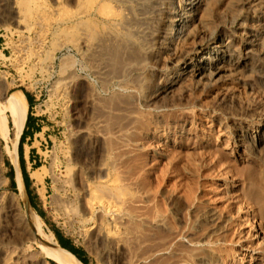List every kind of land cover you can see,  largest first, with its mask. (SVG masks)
Here are the masks:
<instances>
[{
	"label": "rangeland",
	"instance_id": "obj_1",
	"mask_svg": "<svg viewBox=\"0 0 264 264\" xmlns=\"http://www.w3.org/2000/svg\"><path fill=\"white\" fill-rule=\"evenodd\" d=\"M32 1L46 7L51 31L39 21L21 37L0 22V91L31 95L44 126L42 146L33 148L40 166L28 168L30 214L5 153L15 132L5 112L0 264H57L52 229L87 264H264V242L252 230L264 235V35L250 52L244 42L245 27L264 30V0H205L193 38L172 53L139 37L134 0ZM101 6L112 16L99 14ZM217 29L231 36L244 66L211 80L182 78L154 97L181 57L187 62ZM138 37L143 48L129 53ZM115 42L123 46L119 70L104 56ZM242 134L263 140L248 150ZM40 168L49 174L37 182L31 173Z\"/></svg>",
	"mask_w": 264,
	"mask_h": 264
},
{
	"label": "bare ground",
	"instance_id": "obj_2",
	"mask_svg": "<svg viewBox=\"0 0 264 264\" xmlns=\"http://www.w3.org/2000/svg\"><path fill=\"white\" fill-rule=\"evenodd\" d=\"M134 1L135 2H134L133 11H132V8L130 10L132 11L131 13H133L132 14L133 15V17H132L133 21L132 22L135 23L136 26L134 24L132 26L133 27L135 26L137 28L136 31L141 34L139 37L142 38V40L155 41L159 45V46L158 45L157 46L159 47V49L161 51H165L168 53L175 52V50L178 47V43H182V44H185L187 46L186 41L193 38L192 36L194 35V32H195V21H198L195 18H196L197 12H199L200 10L203 9L204 2H205V0H178L177 3H174V0H134ZM126 2H127V0H126ZM106 4H105V6H106ZM94 6H96V5H94ZM108 9H109V7H108ZM125 9H127V8H125ZM97 11L99 14H103L104 12L105 13L108 12V11H105V9L102 6L99 7L97 9ZM108 14L111 15L109 12H108ZM109 15H108V17H109ZM88 16H89V13H88ZM113 17H115V15H113ZM101 18H102V16H101ZM119 19H120V17L118 18V21H119ZM124 19L127 20V18H124ZM39 21H43V25H41L43 27H40L38 25L40 23ZM122 21H124V20H122ZM0 22L4 25L15 26V32L18 35H20L21 37H23L24 34L29 35L31 32H33L35 30V28L37 26H39L40 28H43L46 33L49 30L51 31V29H50L51 25L49 23V16L47 14L46 7L43 4L32 1V0H0ZM119 22H121V20ZM251 22H253V20ZM95 23H97V22L95 21ZM112 24H111V27H112ZM65 25L68 26V24H65ZM236 25L238 27L240 26V24H238V23H236ZM39 27H38V29L41 30ZM111 27H110V29H111ZM89 29H90V27H89ZM102 30H103V27H102ZM244 31H245V33H244L245 46L248 49V51L250 52L252 50L251 48L256 46L258 43L257 41L264 35V30L258 32V31H254L251 28L245 27ZM222 32H223L222 29H217L213 33H211L210 35L208 34V36H206V38H204L201 42H198L192 48L193 55L190 57V59L187 62H186V58H184L182 56L183 58L181 57V59L179 60L178 66L181 64L183 66L181 68H177V67L175 68L174 67V69L171 70L172 75L167 77L166 83L158 86L155 89V96L154 97H158L161 94L167 93L182 78L192 79L195 76L199 75L200 76L199 78H205V80L206 79L211 80L214 76H216L218 73H220L222 71L235 72L238 68H241V66L243 65V61H242L243 58L241 60L240 55H237L236 52L233 50L232 39H231L230 35L224 34L223 38L220 37L223 34ZM127 34H128V32H127ZM31 35H32V33H31ZM72 35L73 34H71V36ZM118 35H120V34H118ZM124 35H125V33H124ZM20 36H18V37H20ZM95 37L97 38V36H95ZM131 37H133V36H131ZM139 37L135 38V39H137L138 47L137 46H136V48L135 47H128L127 50L129 53H135V50L140 49V47L143 48L142 40H140ZM28 38H30V37H28ZM32 38H31V41H32ZM110 38H111V36H110ZM115 38H117V37H115ZM33 39H35V36ZM37 39H38V37H37ZM25 41H26V38H25ZM23 42H24V40L21 43L24 44ZM130 42L132 44L134 41L132 42V40H130ZM123 44H125V43H123ZM144 44H146V43H144ZM107 45L110 46L111 43L110 44L107 43ZM145 47H144V49H146ZM25 48H23L24 51H25ZM28 48H29V46H28ZM122 49H123V46H121L120 43L115 42L114 45L111 47V49H109V51H106V49H105L106 52L104 54V56L107 55V58H106L107 63L109 62L113 66V68H116L118 70H119V68H117V66L118 67L121 66V65L119 66V64L121 63L120 54L122 52ZM15 50H16V47H15ZM20 51H21V49H20ZM17 52L20 53L18 50H17ZM31 52L33 54L32 49H31ZM26 53H27V51L25 52V54ZM123 53H125V52H123ZM87 55H89V54H87ZM23 57H24V55H23ZM20 60L22 61L21 58H20ZM26 61H28V60H26ZM102 63H104V62L102 61ZM21 64H23V63H21ZM4 76L5 75L3 73L0 74V80L1 81L4 80ZM2 89L4 91L5 88L3 87ZM2 94L3 93L1 90L0 91V99H3V101L0 104V136L5 137L7 134L8 117L5 114V112L7 110L8 115L10 117L11 125L14 127L15 132L11 134L13 136V138L10 140L11 145L6 149L7 152L5 151V153L10 158L11 163L14 166L15 182H16V187L18 190V196H19V198L22 199L25 207L28 209V211H30V214H31V209L28 205L26 191H25L24 183H23L22 176H21V171H20L19 162H18V152H17V143H18L20 134L22 132L25 120H26L27 101H26L24 94L20 91L12 92L10 95H8L6 97H4ZM237 137L240 138L239 140L242 143L240 145L242 147L248 149V150H251L254 147V145L261 143L263 140L262 134H257L255 137L247 136V138L242 134V135H237ZM246 139H248L249 141H247ZM13 146H14V148L12 149ZM47 174H49L48 170H44V169L40 168V169L35 170L31 173V178L34 181L38 182V181L42 180ZM106 204H108V203H106ZM91 217L94 219V215L90 214V218L88 220H90ZM166 230H167V228H166ZM252 230L254 233V238L258 239L260 243H263L264 242V235L261 231L262 229L260 230V228L253 227ZM251 252H256V250H252ZM165 254L167 255V254H169V252L167 253L164 251V255ZM49 257H50V259H52L57 264H82L74 255H72L67 250L60 248L58 246L54 247V252L49 254ZM40 264H44V263L42 261H40Z\"/></svg>",
	"mask_w": 264,
	"mask_h": 264
},
{
	"label": "crops",
	"instance_id": "obj_3",
	"mask_svg": "<svg viewBox=\"0 0 264 264\" xmlns=\"http://www.w3.org/2000/svg\"><path fill=\"white\" fill-rule=\"evenodd\" d=\"M33 101V107L35 106V99L32 98ZM29 114V107L27 109V115L26 120L22 129V132L20 134L18 145L20 144L21 148V156L23 160V167L24 170L28 173L29 166L32 167L33 164H35V154L37 153V150L33 151V148L35 146V143H38V145L42 146L41 141H37V136L43 132L44 126L42 125V122L36 118L33 117L32 112L29 114L30 120L26 125L27 116ZM37 128H40L39 131H37ZM49 138V136H47Z\"/></svg>",
	"mask_w": 264,
	"mask_h": 264
},
{
	"label": "trees",
	"instance_id": "obj_4",
	"mask_svg": "<svg viewBox=\"0 0 264 264\" xmlns=\"http://www.w3.org/2000/svg\"><path fill=\"white\" fill-rule=\"evenodd\" d=\"M26 101L28 103V107H29V114L31 113V108L33 106V101H32V96L29 95L26 92H23ZM28 114L27 116V121H26V125L30 120V115ZM40 128H37V131H39ZM18 162H19V167H20V171H21V176H22V180L24 183V187H25V191L28 195H30V191L28 189L29 187V183H30V179L28 177V173L24 170L23 167V160H22V156H21V148H20V144L18 145ZM40 165H36L33 164L34 169L39 167ZM11 170L12 167H10ZM10 182L12 187L15 186L14 180H13V176L10 175ZM35 208V207H34ZM38 215L41 217V214L38 212ZM52 233L55 236V239L57 240V242L59 243L60 247L67 250L68 252H70L72 255H74L82 264H87L86 261V254L85 252L81 249V248H76L71 244V241L69 239L63 238L60 233H58L57 230L52 229Z\"/></svg>",
	"mask_w": 264,
	"mask_h": 264
}]
</instances>
